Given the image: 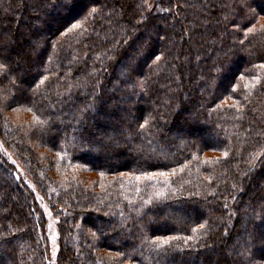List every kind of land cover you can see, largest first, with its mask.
I'll list each match as a JSON object with an SVG mask.
<instances>
[{
  "label": "trees",
  "instance_id": "trees-1",
  "mask_svg": "<svg viewBox=\"0 0 264 264\" xmlns=\"http://www.w3.org/2000/svg\"><path fill=\"white\" fill-rule=\"evenodd\" d=\"M0 139V264H264V0H0Z\"/></svg>",
  "mask_w": 264,
  "mask_h": 264
},
{
  "label": "rangeland",
  "instance_id": "rangeland-1",
  "mask_svg": "<svg viewBox=\"0 0 264 264\" xmlns=\"http://www.w3.org/2000/svg\"><path fill=\"white\" fill-rule=\"evenodd\" d=\"M19 69H21V68H19ZM12 113H14L12 115L16 119H19V117L21 118V116L23 114L22 111H16V112L14 111ZM7 147H6V145L3 144V142L0 139V149L4 152V154L6 155L8 160L16 165V168L19 171V175H21L30 186L34 185L33 187H36L35 184L33 183L32 179L26 175L25 170L23 169L19 160L13 154L12 150L9 147L8 148ZM35 192H36L37 199L40 203V206L42 207V210H43V212L46 216V219H47V228H48V232H49V244H50L49 257H50L51 262L54 263L56 260L58 251H59V238H58V225H57L58 219L53 214L51 207L47 203V201H45L44 198H42L40 196V194L37 192V190Z\"/></svg>",
  "mask_w": 264,
  "mask_h": 264
},
{
  "label": "snow or ice",
  "instance_id": "snow-or-ice-1",
  "mask_svg": "<svg viewBox=\"0 0 264 264\" xmlns=\"http://www.w3.org/2000/svg\"><path fill=\"white\" fill-rule=\"evenodd\" d=\"M250 31H251V30H250ZM140 127H141V128H143V127H144V125L142 124V125H140Z\"/></svg>",
  "mask_w": 264,
  "mask_h": 264
}]
</instances>
